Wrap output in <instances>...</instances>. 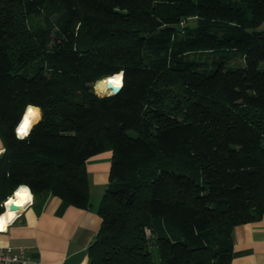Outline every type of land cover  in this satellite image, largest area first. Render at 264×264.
I'll return each instance as SVG.
<instances>
[{"label": "trees", "instance_id": "trees-1", "mask_svg": "<svg viewBox=\"0 0 264 264\" xmlns=\"http://www.w3.org/2000/svg\"><path fill=\"white\" fill-rule=\"evenodd\" d=\"M262 19L264 0H0V205L27 185L87 208L112 150L89 264H231L264 214Z\"/></svg>", "mask_w": 264, "mask_h": 264}, {"label": "crops", "instance_id": "crops-1", "mask_svg": "<svg viewBox=\"0 0 264 264\" xmlns=\"http://www.w3.org/2000/svg\"><path fill=\"white\" fill-rule=\"evenodd\" d=\"M0 146L4 149L1 134ZM112 160V150L87 160V208L55 195L35 199L31 192L33 202L20 208L6 230L0 231V248L25 247L36 264H89L88 248L101 226L98 209L110 181ZM233 237L231 264H264V214L256 221L237 225Z\"/></svg>", "mask_w": 264, "mask_h": 264}, {"label": "clouds", "instance_id": "clouds-1", "mask_svg": "<svg viewBox=\"0 0 264 264\" xmlns=\"http://www.w3.org/2000/svg\"><path fill=\"white\" fill-rule=\"evenodd\" d=\"M111 86V88H109ZM124 87V72L113 74L111 77H106L102 81H97L96 89L97 95L103 97L105 95L112 96L117 94L119 90ZM42 118V111L39 107L34 105H27L20 121L16 125L15 134L18 140L24 141L30 137L31 132L36 124ZM5 149L0 146V155L3 154ZM31 190L27 185H20L14 193L13 197H9L3 205L5 208L4 213H0V231H5L7 225L12 222L17 213L12 210L11 206H24L27 202L31 201Z\"/></svg>", "mask_w": 264, "mask_h": 264}, {"label": "built area", "instance_id": "built-area-1", "mask_svg": "<svg viewBox=\"0 0 264 264\" xmlns=\"http://www.w3.org/2000/svg\"><path fill=\"white\" fill-rule=\"evenodd\" d=\"M5 201L2 203V205L5 203ZM29 202L30 203L33 202V197H32V200ZM0 264H36V263L30 257L25 247H19L17 250H14L13 247H1L0 248Z\"/></svg>", "mask_w": 264, "mask_h": 264}, {"label": "rangeland", "instance_id": "rangeland-1", "mask_svg": "<svg viewBox=\"0 0 264 264\" xmlns=\"http://www.w3.org/2000/svg\"><path fill=\"white\" fill-rule=\"evenodd\" d=\"M258 29H260V30H264V19H262V20L260 21V23L258 24ZM231 64L234 65V66L244 65L243 61H242L240 58L235 59L234 61H232ZM94 89H95V91L97 92V90H96V88H95V85H94Z\"/></svg>", "mask_w": 264, "mask_h": 264}, {"label": "water", "instance_id": "water-1", "mask_svg": "<svg viewBox=\"0 0 264 264\" xmlns=\"http://www.w3.org/2000/svg\"><path fill=\"white\" fill-rule=\"evenodd\" d=\"M112 76V75H111ZM111 76H108V77H111ZM109 88H111V86H109ZM120 91V90H119ZM118 91V92H119ZM117 92V93H118ZM11 208L13 209V210H18L19 209V206H17V205H13V206H11Z\"/></svg>", "mask_w": 264, "mask_h": 264}, {"label": "bare ground", "instance_id": "bare-ground-1", "mask_svg": "<svg viewBox=\"0 0 264 264\" xmlns=\"http://www.w3.org/2000/svg\"><path fill=\"white\" fill-rule=\"evenodd\" d=\"M102 80H103V79H101V80H99V81H102ZM96 84H97V82H96ZM96 84H95V88H96ZM96 90H97V89H96ZM13 196H14V194H13L11 197H13ZM31 196H32V195H31ZM8 198H9V197H8ZM31 200H32V199H31ZM27 203H29V202H27ZM27 203H26V204H27ZM26 204H25V205H26ZM22 207H24V206H22ZM22 207L19 206V209L22 208ZM19 209H18V210H19ZM12 210H13V209H12ZM13 211H15V210H13ZM16 211H17V210H16ZM16 211H15V212H16ZM4 212H5V211H4ZM7 226H8V225H7Z\"/></svg>", "mask_w": 264, "mask_h": 264}]
</instances>
